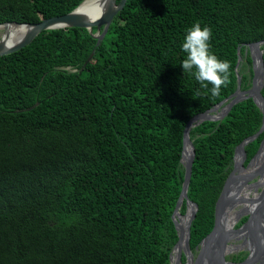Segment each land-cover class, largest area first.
<instances>
[{"label":"trees","instance_id":"1","mask_svg":"<svg viewBox=\"0 0 264 264\" xmlns=\"http://www.w3.org/2000/svg\"><path fill=\"white\" fill-rule=\"evenodd\" d=\"M82 1L0 0V23L39 22ZM195 22L231 64L218 96L180 64ZM262 39L264 0H126L99 43L85 28L49 29L0 56V264H170L185 125L235 91L238 46L240 88H249L245 45ZM261 122L247 98L191 128L193 252L213 226L235 147ZM263 136L245 146L244 164Z\"/></svg>","mask_w":264,"mask_h":264},{"label":"water","instance_id":"2","mask_svg":"<svg viewBox=\"0 0 264 264\" xmlns=\"http://www.w3.org/2000/svg\"><path fill=\"white\" fill-rule=\"evenodd\" d=\"M86 0L79 3L68 13L45 18L39 22H1L4 26L0 35V56L15 52L29 44L40 32L49 29L80 27L85 28L99 43L105 36L112 19L120 11L126 0H96L101 5L100 11L87 15L82 10ZM22 26L25 31L16 41H9L7 27ZM93 27L96 31L93 32ZM264 39L245 45L244 55L249 54L252 64V78L249 88H240L241 78L237 71L242 60L240 46L237 47L235 72L237 86L235 91L204 112L191 117L183 130V146L180 162L184 167L181 190L176 201L172 221L177 232V241L169 253L170 264H264V136L260 140L254 155L244 164L247 158L245 146L256 139L264 130V98L261 88L264 85ZM93 51L83 66L92 58ZM252 98L262 114V122L258 131L245 137L234 149L233 167L227 175L214 207V222L210 232L201 239L194 252L190 249V226L197 210V204L187 196L191 177L195 149L189 132L192 127L203 121L223 119L232 106L244 99ZM37 105L35 103L26 110ZM260 172L261 178L252 184L248 180ZM260 187V191H257ZM254 189V190H253ZM185 204V211L180 212ZM246 216V220L235 227L238 221ZM239 241L238 243H236ZM238 250L246 251L243 260H228L226 255ZM184 257V261H182Z\"/></svg>","mask_w":264,"mask_h":264},{"label":"clouds","instance_id":"3","mask_svg":"<svg viewBox=\"0 0 264 264\" xmlns=\"http://www.w3.org/2000/svg\"><path fill=\"white\" fill-rule=\"evenodd\" d=\"M212 30L200 22L192 24L184 35L181 48L186 54L182 62L183 72L193 75L200 82L205 94L209 91L212 96L221 94L222 86L229 80L231 64L219 58L212 50L210 40Z\"/></svg>","mask_w":264,"mask_h":264},{"label":"bare ground","instance_id":"4","mask_svg":"<svg viewBox=\"0 0 264 264\" xmlns=\"http://www.w3.org/2000/svg\"><path fill=\"white\" fill-rule=\"evenodd\" d=\"M100 7L101 5L97 3L96 0H86L85 3L83 4L82 10L85 11L87 15L91 16V15L98 13L100 11ZM3 28L4 26L0 25V35L4 33ZM6 29L9 33L10 42H13L19 39L25 31V29L22 26H13V25H9Z\"/></svg>","mask_w":264,"mask_h":264},{"label":"flooded vegetation","instance_id":"5","mask_svg":"<svg viewBox=\"0 0 264 264\" xmlns=\"http://www.w3.org/2000/svg\"><path fill=\"white\" fill-rule=\"evenodd\" d=\"M260 178H261V174H260V172H257L256 175L253 178H251V179L248 180L247 183L248 184H252L254 182H257ZM257 191H260V187H257ZM238 242L239 241H237L236 243H238Z\"/></svg>","mask_w":264,"mask_h":264},{"label":"rangeland","instance_id":"6","mask_svg":"<svg viewBox=\"0 0 264 264\" xmlns=\"http://www.w3.org/2000/svg\"><path fill=\"white\" fill-rule=\"evenodd\" d=\"M240 252H246V251H244V250H238V251H236L235 253H230V254H228V255H226V257L228 256H231L232 254H238V253H240ZM229 260V259H228Z\"/></svg>","mask_w":264,"mask_h":264}]
</instances>
